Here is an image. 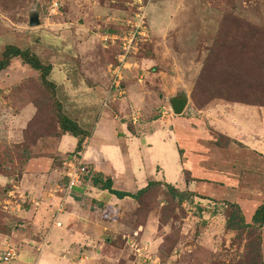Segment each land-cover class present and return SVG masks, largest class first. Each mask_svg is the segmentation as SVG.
I'll use <instances>...</instances> for the list:
<instances>
[{
  "label": "rangeland",
  "instance_id": "rangeland-1",
  "mask_svg": "<svg viewBox=\"0 0 264 264\" xmlns=\"http://www.w3.org/2000/svg\"><path fill=\"white\" fill-rule=\"evenodd\" d=\"M142 12L147 37L124 60L122 44ZM36 14L40 24L31 26ZM8 46L51 65L48 80L55 85L47 87L20 57L0 72V264H33L19 261L24 254L37 258L38 247L49 246L51 216L68 209L59 196L73 152L59 155L38 144L58 134V103L85 130H93L102 112L110 114L101 116L103 135L123 130L122 143L104 149L119 170L118 185L129 170L139 189L165 178L199 196L180 205L163 185L141 202L102 209L101 219L105 214L114 223L96 264H133V240L150 256L148 264H264V227L226 226L230 204L252 223L264 203V0H0V60ZM116 75L119 90L112 86ZM183 95L189 102L183 117L176 116L171 99ZM128 96L134 100L110 105ZM30 104L44 113L22 121L18 116ZM118 105L123 123L114 119ZM132 115L139 116L137 123ZM181 119L193 120L197 139L173 125L185 123ZM177 143L185 148L181 155ZM31 150L47 157L39 176L25 169ZM90 179L79 184L87 198L95 193ZM83 211L96 210L88 202ZM56 238L55 254L67 247ZM10 250L14 259L3 261ZM47 256L37 264L68 260Z\"/></svg>",
  "mask_w": 264,
  "mask_h": 264
},
{
  "label": "crops",
  "instance_id": "crops-1",
  "mask_svg": "<svg viewBox=\"0 0 264 264\" xmlns=\"http://www.w3.org/2000/svg\"><path fill=\"white\" fill-rule=\"evenodd\" d=\"M106 97L107 96H105V98ZM128 98L134 100V96H128L125 99H121V100H118L117 98H113L112 104L110 105H114L116 101L124 104V102H126V99ZM104 102H103L102 107L103 109L107 110V108L109 107L108 105L104 106ZM117 109L118 107L116 108L115 111L112 109L114 112L113 113L114 119L116 121L123 123L122 121L119 120L120 118L119 113L123 114L122 112L123 107L121 108L119 106V109L118 110ZM37 111L38 109L36 108V106L34 104H30L21 111V114L20 116H18V118L23 121V118L25 116L32 115V113H36ZM102 115L107 117V119H108V116H110V114H107L106 112L105 113L102 112L101 115L97 117L98 119L96 121V124L94 125V128L91 131V137L87 140L84 151L82 152L81 160H83L87 164H90L89 167L92 168L93 171H97L96 173H99V174L107 173L108 176L112 177L114 181L115 190L135 194L140 189H139V186L137 185V181L134 175L131 172H129V170H127L125 172L126 181L118 185L116 180L118 179L117 171L119 170L117 169L114 163V160H113L114 158L109 157L108 154H106V152L104 151V149H108V150L112 149L110 147L111 145H114L117 148L118 146L117 141L120 140V142L122 143L121 139L123 138H121V136L122 135L125 136V134L122 129L118 132L119 129L115 128L113 129V131L109 132L108 134L103 135L104 128L100 129V123H102L101 122ZM181 117H183V115ZM181 120H184V119H181ZM77 122L79 123V121ZM175 122H177V120ZM175 122L173 125L179 126L184 131H188L189 137H194V139H197L198 137L197 135H199L200 132L192 124L193 120H186L185 123L180 124V125H177ZM57 129L59 130V128ZM106 131L107 130L105 129V133ZM202 134L204 133L202 132ZM70 137L71 136L69 134L56 135V136L49 135L47 137H44L38 140V144L39 143L44 144L46 148H48V146H51L52 151L56 152L59 155H66L68 153L74 152L77 146V139L74 137H73L74 139H71L72 137L71 138ZM97 139H101V142H100L101 147L97 145L95 146L94 143H95V140ZM177 147H178L179 154L181 155V151L182 152L183 150L185 151V148L181 149L178 143H177ZM38 148L41 149L40 146ZM123 154H125L124 156H126L127 153L124 152ZM35 155L36 154L32 152L31 158L27 161L25 169L29 171V174L31 175L35 174V176H39V174H41L40 173L41 170L44 168V166L47 165V163H45L47 162L46 161L47 157L43 158V157H37ZM181 162L183 166L186 167L185 165L186 163H183L184 158H182ZM159 171H160V168H159ZM26 174L27 173L23 174L24 179L27 177ZM165 180L166 179L164 178V179H160L159 181L168 183ZM145 186H147V183L144 186H142L141 189ZM128 187H131L132 189H129ZM92 189L94 190L95 193L93 194L90 193L89 195H92L90 196V198L82 196L79 186L76 187L75 189L76 191L74 190L75 193L72 191V193L68 194L67 196H63V195L59 196L61 197V199L59 197L58 199H60L61 201L64 200V197H65L64 201L65 202L67 201L66 203L68 204V209L66 210L64 214L58 215L57 218H55L56 216H51V222L48 224V227L50 228L49 238H47V244H44L45 246L49 244V246L46 247L47 249L46 248L43 249L42 246L38 247V251H40V253L37 258L31 259L30 254H24L19 262L29 261V262H33V264H37L38 260L43 254L44 256L52 255L54 257H62L59 259V261L64 260L65 257H67L68 260H65L64 264H96L95 263L96 261L99 262L100 261L99 259H101V254H102L101 250H102L103 244L107 243V241L105 242L103 238L106 235L107 229H110L109 227H111L112 224L114 223L113 220L107 219L106 216H104L105 214H103V218L101 219V216H100L102 213L101 210L104 208L106 210H110V209L115 210L116 207L114 206L120 205V203H124V202H130V201L134 202V200L131 198H125L121 200L115 196H109L107 193L100 191L96 188L92 187ZM88 202L92 203V205L94 206V209L96 210L95 213L93 211L92 212L83 211ZM53 211L54 213H56L55 210ZM53 211L51 212L53 213ZM96 214H98V216H96ZM52 220H53V224H52ZM57 222L61 224L60 227L56 225ZM55 226L57 227V229L54 228ZM55 235H57V238H56L57 241L62 242V246L63 245L67 246L66 248L61 249L57 254H55L53 249L51 248L52 240H54L53 243H55ZM48 256L46 257V259H48ZM102 261H105V260L102 259L101 263ZM131 262H133V264H141L137 260V258H134V260ZM21 263L27 264L24 262H21Z\"/></svg>",
  "mask_w": 264,
  "mask_h": 264
},
{
  "label": "trees",
  "instance_id": "trees-1",
  "mask_svg": "<svg viewBox=\"0 0 264 264\" xmlns=\"http://www.w3.org/2000/svg\"><path fill=\"white\" fill-rule=\"evenodd\" d=\"M20 57L22 61L29 65L32 69L36 70L37 72L40 73L39 78L43 81V83L47 87H53L55 84H52L48 80V77L50 73L52 72V66L51 65H44L42 61L35 55L32 54L30 51L22 50L14 46H8L6 50L3 53V57L0 60V72L5 70L10 66V62L12 59ZM53 97V102L55 103V96ZM40 107V106H39ZM58 108V113L54 112L55 117H58V134L57 135H67L69 134L70 136L78 139L77 146L72 153V156L74 157V161L76 163H80L81 157H82V152L84 151L85 145L87 140L91 137V132L88 130H85L82 128L79 123L76 120H72L69 116H66L62 114V107L58 103L57 105ZM44 108H39V114L42 116L44 113ZM51 111V109H48ZM38 112V111H37ZM91 177L90 181L92 183V187L96 188L100 191H103L107 193L109 196H115L118 199H125V198H131L135 202H141V199L149 195L150 192H152L154 187H161V186H166L167 190L170 193V197L178 199V203L180 205H183L185 202H190L193 203L194 199L199 196L194 194V192L188 191V192H182L180 189L177 187L165 183V182H160V181H151L147 184V186L143 187L140 189L137 193L132 194L129 192H121L118 190L114 189V181L112 177H104L102 174L95 173L92 168L87 167L84 169V173L81 178L84 181L85 179ZM72 193V192H71ZM230 206L233 208L231 212L228 215V219L226 222V226L229 230L237 231L239 229H249L251 232H254L255 230L260 231L264 227V203H262L254 212L253 217H252V223H247L245 220V216L238 204H230Z\"/></svg>",
  "mask_w": 264,
  "mask_h": 264
},
{
  "label": "built area",
  "instance_id": "built-area-1",
  "mask_svg": "<svg viewBox=\"0 0 264 264\" xmlns=\"http://www.w3.org/2000/svg\"><path fill=\"white\" fill-rule=\"evenodd\" d=\"M137 19H138V25L133 27L132 32L129 34V38L127 40L126 38V42H123V48H122V57L124 60H126L128 58V56L133 53L134 50H136L138 43L141 42V40L145 39L147 37V33H146V21H145V16L142 13H138L137 15ZM123 60V61H124ZM122 61V62H123ZM121 62V63H122ZM121 78L119 76H115L114 77V85L113 89L119 90L120 88V83L118 82V79ZM115 87V88H114ZM107 104H105L106 106ZM131 111L133 113L134 109L131 108ZM139 120V116L137 115H132V121L134 123H137ZM84 167L81 166L80 163H76L74 161H71L69 164V169H67V184L65 187H62V193L63 196H67L68 194H71L72 191H74L76 189L77 186H79V184L81 183V178L82 175L84 173ZM12 195V194H11ZM65 199V197H64ZM57 211V215L60 214L63 211V207L62 204L61 206L56 210ZM56 225L59 227L61 226V224L59 222L56 223ZM138 242H136L135 240L132 241V246L131 248L134 251V256L135 258H137V260L139 262L143 261L144 264H148V262L151 261L150 256H147V254H141V249H139V245H137ZM143 250V249H142ZM14 250H10V252H8V254H4V256L1 258L3 261H8V260H12L14 259L15 255H14Z\"/></svg>",
  "mask_w": 264,
  "mask_h": 264
},
{
  "label": "water",
  "instance_id": "water-1",
  "mask_svg": "<svg viewBox=\"0 0 264 264\" xmlns=\"http://www.w3.org/2000/svg\"><path fill=\"white\" fill-rule=\"evenodd\" d=\"M31 26H38L40 24L39 17L36 14L30 22ZM189 99L187 95L180 97H174L171 99V107L176 116H181L184 114L186 107L188 105Z\"/></svg>",
  "mask_w": 264,
  "mask_h": 264
},
{
  "label": "clouds",
  "instance_id": "clouds-1",
  "mask_svg": "<svg viewBox=\"0 0 264 264\" xmlns=\"http://www.w3.org/2000/svg\"><path fill=\"white\" fill-rule=\"evenodd\" d=\"M60 227V226H59Z\"/></svg>",
  "mask_w": 264,
  "mask_h": 264
}]
</instances>
